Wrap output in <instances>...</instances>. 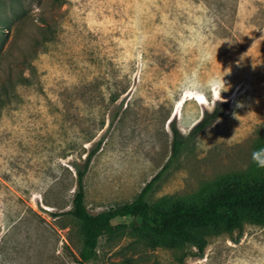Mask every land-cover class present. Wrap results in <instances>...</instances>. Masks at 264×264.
<instances>
[{"label": "rangeland", "instance_id": "rangeland-1", "mask_svg": "<svg viewBox=\"0 0 264 264\" xmlns=\"http://www.w3.org/2000/svg\"><path fill=\"white\" fill-rule=\"evenodd\" d=\"M0 18L11 27L0 37V264H76L83 238L66 213L99 141L84 179L92 214L133 201L164 168L173 119L184 144L151 203L198 197L252 164L264 138V0L5 1ZM194 71L228 91L215 94L222 116L192 136L215 108L212 93L200 103L184 89ZM87 264H264V225L211 235L203 252L105 235Z\"/></svg>", "mask_w": 264, "mask_h": 264}, {"label": "trees", "instance_id": "trees-1", "mask_svg": "<svg viewBox=\"0 0 264 264\" xmlns=\"http://www.w3.org/2000/svg\"><path fill=\"white\" fill-rule=\"evenodd\" d=\"M5 1H9L10 5L21 6L23 0H0V3L4 4ZM29 13L28 10L24 11V16ZM37 19L47 24L42 16ZM10 31V23L0 18V37L9 35ZM46 31L50 35L54 33L49 27H46ZM3 54L1 51L0 56ZM21 77L20 81L24 82L26 78ZM3 90L5 93L8 91L6 87ZM225 105L218 102L212 111H206L193 126L191 135H198L211 127L222 116ZM170 125L174 136L170 160L131 202L98 214L90 213L87 208L84 179L102 141L86 156L83 168H77L73 207L66 213L79 221L83 238L79 257L75 258L76 264L92 261L97 254L99 240L105 235L113 238L126 232L152 250L194 247L203 252L211 235L241 230L248 223L264 225V168L258 167L254 161L248 170L229 174L207 184L198 197L162 198L156 203L149 201L156 181L173 159L179 156L184 144L183 134L174 119ZM261 147H264V138L256 143L254 151ZM127 216L133 218L130 224H113L116 218Z\"/></svg>", "mask_w": 264, "mask_h": 264}, {"label": "clouds", "instance_id": "clouds-1", "mask_svg": "<svg viewBox=\"0 0 264 264\" xmlns=\"http://www.w3.org/2000/svg\"><path fill=\"white\" fill-rule=\"evenodd\" d=\"M183 87L186 91L199 96L201 99L205 98L206 93H212L214 95L213 108L215 107V101L223 102L221 96L215 94L217 92L221 94L222 92L228 91V85L224 80V77L221 78L214 76L205 83L201 82L195 71L190 76L186 75ZM212 110V108L209 109V111ZM252 159L258 167L264 168V147L253 151Z\"/></svg>", "mask_w": 264, "mask_h": 264}, {"label": "bare ground", "instance_id": "bare-ground-1", "mask_svg": "<svg viewBox=\"0 0 264 264\" xmlns=\"http://www.w3.org/2000/svg\"><path fill=\"white\" fill-rule=\"evenodd\" d=\"M193 97H194L193 95H185V97L182 98L180 104H181L185 99H190V98H193ZM196 100L199 101L200 103H203V102H204V100L201 99L200 97H198V99L196 98ZM180 104H179V105H180ZM182 106H183V105H182ZM177 107H178V108H177V111H179V108H180L181 106H177Z\"/></svg>", "mask_w": 264, "mask_h": 264}]
</instances>
